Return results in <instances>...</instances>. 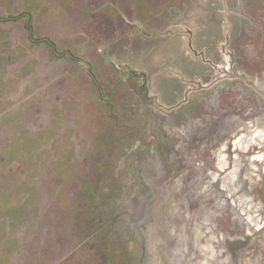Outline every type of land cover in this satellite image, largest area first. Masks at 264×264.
I'll return each instance as SVG.
<instances>
[{
    "label": "rangeland",
    "instance_id": "374dc122",
    "mask_svg": "<svg viewBox=\"0 0 264 264\" xmlns=\"http://www.w3.org/2000/svg\"><path fill=\"white\" fill-rule=\"evenodd\" d=\"M7 15L0 264H264V99L238 76L264 90V68L213 47L250 42L264 0H0Z\"/></svg>",
    "mask_w": 264,
    "mask_h": 264
},
{
    "label": "flooded vegetation",
    "instance_id": "af4514ba",
    "mask_svg": "<svg viewBox=\"0 0 264 264\" xmlns=\"http://www.w3.org/2000/svg\"><path fill=\"white\" fill-rule=\"evenodd\" d=\"M248 40L250 39V42H245L241 41V44L236 45V49L233 47L225 46L224 44H218L213 42V47L216 49L217 52H228L230 54V59L231 62L229 64L232 65L233 68L234 66V53L235 51L239 50H245L249 51L247 56L249 59L256 60V61H261L262 67L264 68V24L263 25H257V28L253 30L248 36ZM258 52V53H257ZM208 62L211 63V61L208 59ZM236 73V72H235ZM238 75V73H237ZM242 77L247 83L253 85L254 89L259 92V94L263 97L264 99V90L260 89L257 85L259 83L258 80L254 78V76L248 72H244L243 75H238Z\"/></svg>",
    "mask_w": 264,
    "mask_h": 264
},
{
    "label": "trees",
    "instance_id": "16d2710c",
    "mask_svg": "<svg viewBox=\"0 0 264 264\" xmlns=\"http://www.w3.org/2000/svg\"><path fill=\"white\" fill-rule=\"evenodd\" d=\"M22 14H25L26 15V21L24 22V25H25V28L27 29L28 31V36L30 39H32V41L34 40L35 42H45L47 43V45L50 47V50L51 52L57 56V57H60V56H63L65 54H69V56L71 58H73V55L71 54L70 51H59L58 48H57V45L56 43L51 40L50 38L48 37H41V38H34L32 35V26L29 24V21L27 19V16L29 15L28 12H22ZM14 17L16 16H13V15H7V16H0V21H8V20H12Z\"/></svg>",
    "mask_w": 264,
    "mask_h": 264
}]
</instances>
